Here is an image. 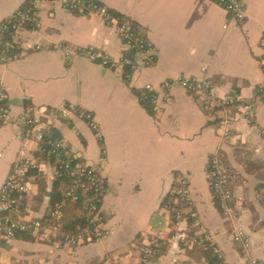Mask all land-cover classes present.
<instances>
[{"label": "crops", "instance_id": "1", "mask_svg": "<svg viewBox=\"0 0 264 264\" xmlns=\"http://www.w3.org/2000/svg\"><path fill=\"white\" fill-rule=\"evenodd\" d=\"M147 31L156 63L127 80L122 70L94 63L82 55L70 61L62 50L30 51L2 62L0 78L15 117L28 108L53 109L74 103L92 112L99 127L75 115L54 121L52 134L66 140L83 161L106 157L107 192L103 200L107 234L100 240L70 246L58 241L0 240V264H139L140 250L156 233L164 241L155 264H212L215 255L191 243L181 248L167 238L190 232V220L177 227L167 196L178 181L189 180L199 217L223 249L228 264H264V0H243L240 21L215 0H99ZM28 0H0V23ZM39 27L23 34L25 43L69 47L96 46L119 58L124 45L116 27L97 16L69 11L45 0L36 11ZM210 77L220 94L240 95L255 103L258 127L242 118L240 105L210 109L181 87L162 94L152 109L135 92L147 84L159 86L169 77ZM44 121L51 118L40 114ZM25 126L15 121L0 126V187L17 157ZM101 135V136H100ZM34 148V144H30ZM237 173L238 225L250 236L248 254L232 240L231 224L218 209L208 180L214 153ZM52 165L39 171L26 196L25 218L44 217L53 192ZM168 198L167 205L163 204ZM20 217L15 214V218ZM28 234V233H26Z\"/></svg>", "mask_w": 264, "mask_h": 264}, {"label": "built area", "instance_id": "2", "mask_svg": "<svg viewBox=\"0 0 264 264\" xmlns=\"http://www.w3.org/2000/svg\"><path fill=\"white\" fill-rule=\"evenodd\" d=\"M45 0H28V4L0 23V59L2 62L17 60L30 51L42 49L62 50L64 57L70 61L74 55H82L90 61L105 67L122 70L126 78L145 67L156 63L155 48L147 31L130 18L112 11L99 0H53L60 2L69 11L82 15L97 16L106 24L117 28L124 45V53L119 58L112 57L107 51L96 46L69 47L64 43L44 45L25 43L23 34L26 31L36 32L39 27L36 11ZM227 10L233 19L240 21L246 13L243 0H215ZM264 46V40L262 41ZM175 87H181L191 95L198 96L204 106L210 109H221L226 106L240 105L241 118L250 126L258 127L255 103L245 101L240 95L220 94L213 80L204 76L191 78L183 75L169 77L159 86L147 84L142 90L147 92L152 109L159 108L160 94L166 99ZM264 93V84L258 88ZM8 91L0 78V126L18 121L25 126L17 157L0 187V240L15 239L19 233H30L37 240L63 245H80L102 239L107 234L104 226L103 200L107 192L105 175L106 157L102 155L99 163L83 161L75 149L64 139L54 137V121L75 115L87 121L94 129L99 127L92 112L74 103H65L53 109L43 107L39 110L28 108L15 117L8 101ZM45 113L51 120L44 121L40 114ZM54 120V121H53ZM264 139V128H259ZM101 136V135H100ZM34 144V148L30 147ZM52 165L51 178L57 181L69 178L70 185L62 186L63 193L53 207H49L51 219L44 217L25 218L27 212L26 196L38 176L32 171H39L43 165ZM178 182L168 190L169 205L172 210V223L179 227L184 220L191 221L190 232H176L167 241L179 248L191 243L197 248L211 251L218 264H228L223 249L216 242L213 233L199 217L195 209L193 192L189 180L183 173H177ZM208 180L213 196L224 219L231 224L232 240L241 245L242 251L249 253L251 248L249 233L238 225L240 209L236 199L235 185L237 173L220 155L214 153L208 164ZM82 194L89 195L84 201L81 213L90 218V224L78 227L74 232L64 228L65 209L70 203L78 202ZM17 214L20 217H13ZM164 241L162 232L154 234L140 250L139 264H155L156 255ZM248 264H262L258 257H250Z\"/></svg>", "mask_w": 264, "mask_h": 264}, {"label": "trees", "instance_id": "3", "mask_svg": "<svg viewBox=\"0 0 264 264\" xmlns=\"http://www.w3.org/2000/svg\"><path fill=\"white\" fill-rule=\"evenodd\" d=\"M76 12V11H74ZM127 80H129L128 78H126ZM141 98V101L145 104V106L147 108L149 107V96L147 95L148 93L145 92L144 90H136L135 91ZM234 169V168H233ZM32 172H36V171H32ZM53 192H52V197L50 199V207H53L55 202L59 200V198L61 197L62 193L64 190H62V186L67 188L70 185V181L69 178L67 177H63L57 181H54L53 183ZM168 196V195H167ZM89 198V195L86 194H82L81 199L78 202L75 203H70L66 209H65V218H64V228L66 231L69 232H74L78 229V227H83L86 225L90 224V218L83 215L81 213V208L82 205L84 203V201H86ZM169 198V197H168ZM168 198L164 200L163 204L166 206L167 202H168ZM214 201L218 207V209L220 210L215 198ZM175 206V205H174ZM173 205H171V209H173L174 207ZM221 211V210H220ZM222 213V212H221ZM2 214H0L1 217ZM13 217H15V214H12ZM51 219L49 213L44 217V219ZM22 235L21 238H23L24 240H28V241H33L35 240V237H33V235H31L30 233L26 234V233H19V235ZM17 236V237H18ZM16 237V238H17ZM209 251V250H208ZM211 263L212 264H218L217 258L213 257L211 259Z\"/></svg>", "mask_w": 264, "mask_h": 264}, {"label": "rangeland", "instance_id": "4", "mask_svg": "<svg viewBox=\"0 0 264 264\" xmlns=\"http://www.w3.org/2000/svg\"><path fill=\"white\" fill-rule=\"evenodd\" d=\"M178 182V181H177Z\"/></svg>", "mask_w": 264, "mask_h": 264}]
</instances>
